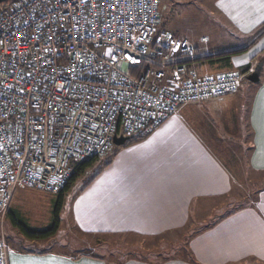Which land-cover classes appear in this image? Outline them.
Wrapping results in <instances>:
<instances>
[{
  "label": "built area",
  "instance_id": "2783aa9c",
  "mask_svg": "<svg viewBox=\"0 0 264 264\" xmlns=\"http://www.w3.org/2000/svg\"><path fill=\"white\" fill-rule=\"evenodd\" d=\"M158 3L0 2L1 210L18 188L60 193L114 133L144 136L184 103L237 91L241 75H201L196 47L157 29Z\"/></svg>",
  "mask_w": 264,
  "mask_h": 264
},
{
  "label": "crops",
  "instance_id": "0c3cea01",
  "mask_svg": "<svg viewBox=\"0 0 264 264\" xmlns=\"http://www.w3.org/2000/svg\"><path fill=\"white\" fill-rule=\"evenodd\" d=\"M210 1L220 15L216 25L221 32L216 30L211 42L189 41L200 56L196 66L201 75L238 73L237 91L184 103L142 139L113 147L109 161L74 195L66 215L72 232L93 248L102 239L97 236L148 235L181 227L196 212L213 214L195 228L199 233L189 241L191 256L129 258L119 245H112L116 251L108 255L103 250L67 254L20 244L9 249L7 243L9 264H264V181L222 208L205 213L211 207L204 203L231 192L234 178L218 154L226 151V143L233 141L236 151L245 153L247 173L264 172V0ZM242 48L228 57L201 59ZM258 63L259 81L251 82L246 76ZM252 174L245 182L253 187ZM66 190L60 195L34 187L16 189L6 217L12 231L23 234L17 237L37 244L38 238L26 235L19 223L43 230L52 225L55 211L56 234L67 221L62 215Z\"/></svg>",
  "mask_w": 264,
  "mask_h": 264
},
{
  "label": "rangeland",
  "instance_id": "374dc122",
  "mask_svg": "<svg viewBox=\"0 0 264 264\" xmlns=\"http://www.w3.org/2000/svg\"><path fill=\"white\" fill-rule=\"evenodd\" d=\"M7 1L12 2L13 0ZM158 8L160 22L157 29L171 31L175 36L186 38L193 44H200L202 38L206 39V41H210L217 37L216 30L221 32L216 25L218 24L217 22L220 21V15L214 11L210 0H159ZM241 84L242 83H240V85ZM225 146L226 151L218 152V154L221 156L234 178L232 189L231 192L222 199L204 201V203L207 202L205 203L207 207H211L207 208L205 213L210 210L212 211L214 208L217 209L220 206V208H222L231 201L237 199L239 201L242 200L246 192L249 194L252 190L256 191L264 181V172L259 171L252 174L251 171L248 170L249 173H247L246 164H244L246 159L245 153L237 152L233 141L226 143ZM111 153L109 150L106 154L98 157L70 184L64 196V207L62 210V215L67 221L62 222L56 234L47 238H38L39 241L37 244H31L30 239H20L17 237L23 234H16L12 231L10 219L6 217L8 209L5 211L0 209V236L4 237L5 242L7 241L6 244L8 243V248L11 249L10 245L15 246L20 244V246L25 249L50 248L67 254H77L78 252H91L96 254L103 251L104 253H112V251H116V245H119L125 247L123 248L124 251H122L124 253L123 257L128 256L131 258L140 256L141 258L154 260L172 253L175 256L190 257L192 253L189 247V241L199 233L194 231L195 228L199 227L200 224L208 223L212 220L213 214L205 215L201 214V212H196V215L191 216L181 227L148 235L126 234L116 236L112 234L108 236H97L99 239L102 238L103 240L101 239L100 242L94 243V245H92L93 248H87L86 245H88V242H86V239L79 236L75 231L72 232L69 228L70 224L67 223L71 218L66 215H69L68 212L73 197L82 186L93 178V175L101 166L109 161ZM251 174L253 175L252 178L254 177L253 187L245 182ZM236 197L238 198L235 199ZM106 241L110 243L106 244ZM112 245H115V247ZM107 257L108 259L112 258V256ZM114 257L119 258L120 255H117L115 252Z\"/></svg>",
  "mask_w": 264,
  "mask_h": 264
},
{
  "label": "trees",
  "instance_id": "16d2710c",
  "mask_svg": "<svg viewBox=\"0 0 264 264\" xmlns=\"http://www.w3.org/2000/svg\"><path fill=\"white\" fill-rule=\"evenodd\" d=\"M244 49L245 48L232 50V51H227V52L219 53V54H214V55H210V56H207V57H201V59L202 58H214V57H220V56H227L228 57L229 55L237 53V52H240V51H243ZM199 57L195 60L196 65H197V61L200 60ZM245 70H247V69H244L242 72H245ZM142 138H143V136H141V135H132L130 137V139L126 141V143L134 142V141L140 140ZM113 147L115 148L116 146L114 145ZM97 158L98 157L75 159L73 161V167H72V171H71V174L69 176L68 182H67L65 188L60 192V195H61V193L64 190L68 189L70 184L79 175H81ZM19 226L21 227L22 231L26 235H28L30 237H33V238H47L49 236H52L56 232V229L58 228L57 211H55V217H54V221H53L52 225L50 227L46 228V229L34 230V229L28 228L27 226H24L23 224H20V223H19Z\"/></svg>",
  "mask_w": 264,
  "mask_h": 264
},
{
  "label": "water",
  "instance_id": "95a60500",
  "mask_svg": "<svg viewBox=\"0 0 264 264\" xmlns=\"http://www.w3.org/2000/svg\"><path fill=\"white\" fill-rule=\"evenodd\" d=\"M3 1H6V0H0V2H3ZM261 68H262V63H258L257 65H255L253 70L246 76V78L251 82H258ZM130 137H131L130 135H124L121 133L120 134L114 133L112 136L113 144L115 146L122 145L127 140H129Z\"/></svg>",
  "mask_w": 264,
  "mask_h": 264
}]
</instances>
